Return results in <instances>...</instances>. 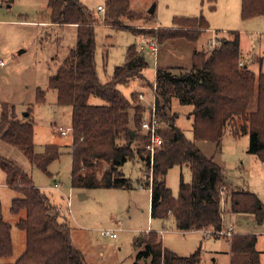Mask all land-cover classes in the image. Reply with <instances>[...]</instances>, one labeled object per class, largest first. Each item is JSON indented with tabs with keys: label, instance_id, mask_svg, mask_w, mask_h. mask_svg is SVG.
<instances>
[{
	"label": "trees",
	"instance_id": "16d2710c",
	"mask_svg": "<svg viewBox=\"0 0 264 264\" xmlns=\"http://www.w3.org/2000/svg\"><path fill=\"white\" fill-rule=\"evenodd\" d=\"M45 1L53 24L77 27L75 48L50 79L51 88L58 93L57 104L72 109L71 184L81 189L129 188L131 180L123 172L126 162L135 157L147 167L151 162V153L146 150L149 137L140 133L147 110L135 94L127 97L119 85L144 78L143 71L148 67L145 55L132 45L126 63L115 67L112 80L101 82L95 60L96 19L88 7L80 0ZM106 8L105 23L113 27H121L126 18L138 15L128 0H107ZM242 9L244 18L264 15V0H243ZM179 24L152 31L150 38L160 44L176 39L195 43L208 29L207 22L198 18ZM232 34L231 39L219 40L210 53L194 48L188 66L156 69L157 114L162 123L159 133L164 143L154 153L151 217L171 214L177 228L184 232L223 228L224 168L214 156H206L197 141L219 142L226 133L235 137L248 134V152L264 162V72L256 75L247 61L239 64L243 56L241 34ZM152 85L148 82L149 87ZM92 97L102 103H92ZM175 98L193 106L194 140L186 137L176 125V114L169 112ZM31 119L29 114L23 121L18 119L14 108L3 103L0 139L19 147L31 164L48 173V166L61 155L60 148L48 144L43 153H37ZM184 163L193 178L190 183L182 180L179 197H174L166 184L167 172ZM0 168L6 174V184L21 194L13 199L11 210L15 214L25 212L17 226L25 231L27 241L25 252L14 263L1 261L13 255V239L0 199V264H88L72 242L66 211L58 209L30 175L1 155ZM231 210L253 213L258 222H264V204L254 192L233 191ZM229 242L230 264H262L257 235L234 234ZM134 248L137 254L133 264H201L200 250L180 256L166 248L154 231L137 237Z\"/></svg>",
	"mask_w": 264,
	"mask_h": 264
},
{
	"label": "rangeland",
	"instance_id": "374dc122",
	"mask_svg": "<svg viewBox=\"0 0 264 264\" xmlns=\"http://www.w3.org/2000/svg\"><path fill=\"white\" fill-rule=\"evenodd\" d=\"M80 1L96 19L95 60L103 83L112 80L115 67L126 63L129 48L135 45L139 50L152 36V31L177 26L181 20L189 18L207 22L208 29L195 43L167 40L158 47L157 53L148 47L142 52L148 62L144 78L131 80L119 88L127 97L135 94L137 100L138 93L144 92L145 101H139L144 106L155 99L152 88L158 64L172 68L188 66L194 48L210 53L208 51L219 40L231 39L232 32L241 34L243 56L240 61H247L256 75L264 72V15L244 18L243 0H128L131 10L138 15L134 19L126 18L121 27L105 23L107 0ZM214 41L217 44L208 47ZM76 44L77 27L53 24L47 1L0 0V50L6 62L0 66V117L3 103L13 107L22 121L29 114L35 127V151L43 153L48 144H54L61 152L48 166V173L31 164L19 147L2 139L0 155L30 175L52 203L62 212L66 211L72 242L88 264H133L137 254L135 239L149 231L157 232L163 245L180 256L187 257L200 250L201 264H230L229 237H210L203 230L181 231L171 214L166 218L151 217V189L144 178L146 166L137 157L123 166V172L132 183L129 188L72 186L69 149L73 141L72 109L57 104L58 93L51 88L50 79ZM91 101L102 103L96 97ZM192 111V105H183L176 98L169 110L176 114V125L190 140L195 139ZM60 127L69 129L66 135L61 134ZM196 143L206 156H214L225 164L223 227L233 223L235 232L257 235V248L264 264V222H258L253 213L231 210L233 191L254 192L264 204V162L259 155L248 152L249 135L235 137L226 133L219 142L201 140ZM192 178L189 165L178 164L168 170L166 184L173 196L179 197L181 181L190 183ZM56 182L64 194L53 189ZM19 196L20 192L6 184V174L0 168L2 212L4 220L12 226L13 239V255L1 259L6 263H14L27 247L26 233L17 226L25 212L15 214L11 210L13 199ZM67 197L71 200V211L67 208ZM106 230L115 231L117 238L102 235Z\"/></svg>",
	"mask_w": 264,
	"mask_h": 264
},
{
	"label": "built area",
	"instance_id": "2783aa9c",
	"mask_svg": "<svg viewBox=\"0 0 264 264\" xmlns=\"http://www.w3.org/2000/svg\"><path fill=\"white\" fill-rule=\"evenodd\" d=\"M99 9L102 11H105V8L102 6H99ZM217 42H212L211 46H215ZM149 48L152 52L157 53L158 52V47L159 43L156 38L148 39L145 40L141 45L140 49L142 51H145L146 48ZM5 59L1 56V50H0V66L5 65ZM240 65H243V62L241 61L239 63ZM155 92V99L151 103H147L145 106V109L147 110V115L143 118L142 124H141V129L140 133L146 134L149 137V141L146 144V150L150 151L151 153V162L150 166H146L145 170V179H148V185L150 186V189L152 187V180H153V174H154V153L157 148L161 147L164 143L163 138L161 137L159 130L162 127V123L158 117L157 114V103H156V83L154 82V86L152 88ZM138 101H145V95L144 92H139L138 95ZM61 128V127H60ZM72 130V128L70 129ZM69 129L61 128V134L66 135ZM144 186L141 184L139 185V188H143ZM53 189L61 191V187L59 184H56ZM225 196L224 190L222 191V197ZM67 201V208L71 211V200L69 197L66 199ZM68 211V210H67ZM234 226L230 225L228 228L224 229H207L204 230L207 236H215V237H233L234 236ZM102 235L108 236L111 238L116 239L117 238V233L113 230H106L105 232L102 231Z\"/></svg>",
	"mask_w": 264,
	"mask_h": 264
},
{
	"label": "crops",
	"instance_id": "0c3cea01",
	"mask_svg": "<svg viewBox=\"0 0 264 264\" xmlns=\"http://www.w3.org/2000/svg\"><path fill=\"white\" fill-rule=\"evenodd\" d=\"M72 26H75V25H72ZM149 39H152V38H149ZM141 43H142V42H141ZM160 45H161V44L159 43V46H160ZM139 50L142 51L141 49H139ZM149 50H150V49H149ZM150 51H151V50H150ZM142 52H143V51H142ZM151 52H152V51H151ZM153 53H154V52H153ZM158 66H162V65L158 64ZM158 66H157V67H158ZM154 82H155V80H154ZM220 163H221L222 167L224 168V167H225L224 162H223V161H220ZM60 192H61L62 194H64V193L62 192V190H61ZM232 224H233V223L229 224V226L232 225ZM229 226H228V227H229ZM232 226H234V224H233ZM228 227H223V228L226 229V228H228ZM234 228H235V226H234ZM203 231H204V230H203ZM234 233H235V234H245V233H241V232H240V233L235 232V229H234ZM227 238H228V237H227ZM261 260H262V259H261ZM262 264H263V263H262Z\"/></svg>",
	"mask_w": 264,
	"mask_h": 264
},
{
	"label": "water",
	"instance_id": "95a60500",
	"mask_svg": "<svg viewBox=\"0 0 264 264\" xmlns=\"http://www.w3.org/2000/svg\"><path fill=\"white\" fill-rule=\"evenodd\" d=\"M151 12H153L154 11V7H152V9L150 10ZM28 113L26 112V114L25 115H27ZM135 133V131H132L131 132V134L133 135ZM81 197H82V195H81Z\"/></svg>",
	"mask_w": 264,
	"mask_h": 264
}]
</instances>
